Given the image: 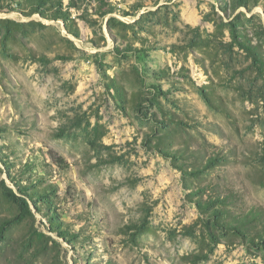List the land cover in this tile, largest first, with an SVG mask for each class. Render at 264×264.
<instances>
[{"label": "rangeland", "instance_id": "374dc122", "mask_svg": "<svg viewBox=\"0 0 264 264\" xmlns=\"http://www.w3.org/2000/svg\"><path fill=\"white\" fill-rule=\"evenodd\" d=\"M254 206L264 0H0V264H264Z\"/></svg>", "mask_w": 264, "mask_h": 264}, {"label": "trees", "instance_id": "16d2710c", "mask_svg": "<svg viewBox=\"0 0 264 264\" xmlns=\"http://www.w3.org/2000/svg\"><path fill=\"white\" fill-rule=\"evenodd\" d=\"M38 7H43L46 4V0H36ZM53 160L62 166L65 164L63 157L55 156ZM184 175L188 174L187 169L181 168ZM227 198V197H226ZM224 200V199H223ZM225 203L224 201L222 202ZM226 204V203H225ZM201 214H203L202 206L199 205ZM220 219L223 227L230 231L235 232L239 237L245 239L248 242L256 243L264 250V209L261 207H252L247 212L233 213L227 211V209L221 210L215 215ZM61 235H65V232H60Z\"/></svg>", "mask_w": 264, "mask_h": 264}]
</instances>
